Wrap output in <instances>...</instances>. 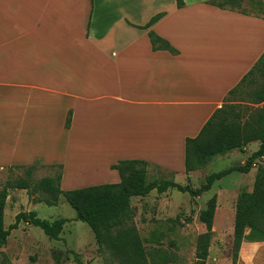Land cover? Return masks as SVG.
I'll list each match as a JSON object with an SVG mask.
<instances>
[{"label":"crops","instance_id":"obj_1","mask_svg":"<svg viewBox=\"0 0 264 264\" xmlns=\"http://www.w3.org/2000/svg\"><path fill=\"white\" fill-rule=\"evenodd\" d=\"M181 1L158 0L153 8L147 0H0V168L61 165L64 191L98 184L103 174L101 182L118 183L110 166L119 160L192 179L197 171L184 172L185 140L198 135L264 52V15L214 0ZM156 14L162 16L148 30L176 55L153 51L148 30L137 28ZM259 144L219 157L242 163ZM72 146L73 156L90 159L80 180L73 179L82 174L68 176ZM220 180L210 188L217 200L228 191ZM241 186L228 194L237 198ZM205 193L193 198L203 200L200 211ZM135 198L145 197L130 203Z\"/></svg>","mask_w":264,"mask_h":264},{"label":"trees","instance_id":"obj_2","mask_svg":"<svg viewBox=\"0 0 264 264\" xmlns=\"http://www.w3.org/2000/svg\"><path fill=\"white\" fill-rule=\"evenodd\" d=\"M245 0H214L211 2L219 8L248 13L243 7ZM256 15H264L261 0H255ZM178 7L182 1L177 0ZM162 14L153 16L144 26H137L148 30ZM153 51L164 50L173 55L177 51L163 38L152 30L147 32ZM256 87L252 93L254 104H261L247 118L239 106L229 103L231 96L243 87ZM71 113H68L65 127L70 125ZM252 141H259V148L253 152L240 166L230 167L218 173L205 177L198 188L189 184L181 185L173 180L162 182L148 181V163L143 160H119L110 166L118 173L120 181L115 184L93 185L79 189L64 191L60 188L61 165L49 166L57 168L55 176L32 180L31 174L38 166H14L24 169L25 177L8 183L0 191V245H5L11 230L16 229L20 222L42 230L45 236L52 240H59L63 226L67 222L64 218L47 221L38 218L34 211L20 212L15 216V222L7 229L4 226V209L9 189H22L33 198L36 203L47 206H57L63 198L75 211V220L87 224L92 230L98 249H106L117 264H170L173 256L159 248H147L146 244L155 240L143 239L132 218L130 200L134 197H146L153 190L158 194L174 189L187 193L191 198L198 197L210 190L212 185L232 172L246 174L255 164L256 173L251 191H240L235 202V214L232 234V264L237 263L238 252L243 243L264 242V165L256 163L264 157V52L250 71L242 78L239 84L228 92L223 105L216 109L194 138L185 140L184 172L189 174L207 166L214 157L224 156L234 150L242 151ZM216 210V196L211 197L199 213V222L204 225L205 231L196 237L195 263L205 264L208 258L212 225ZM74 262L82 264L75 252H71Z\"/></svg>","mask_w":264,"mask_h":264},{"label":"rangeland","instance_id":"obj_3","mask_svg":"<svg viewBox=\"0 0 264 264\" xmlns=\"http://www.w3.org/2000/svg\"><path fill=\"white\" fill-rule=\"evenodd\" d=\"M147 1L153 8L158 6V0ZM244 8L250 13L256 14L258 12L255 0H246ZM255 88L254 86L243 87L229 99V103L239 106L243 113V119L257 109L252 101L254 99L252 93ZM73 148L72 146L70 149L69 156L72 165L68 169V176L76 173L82 174L73 179L80 180L79 178H82L85 172L90 171L88 165L84 167L82 165L88 164L85 160L90 159L83 160L82 155L73 156ZM74 159H79V168L76 167ZM97 159L103 161V159ZM243 163L236 156L214 157L211 163L197 170L192 179L183 178L181 175L174 176L173 173L149 165L147 167V179L156 182L174 180L176 183L189 184L192 188H198L206 176L230 167L240 166ZM24 172V169L14 167L0 168V191L11 181L25 177ZM57 172V168H51L49 165H38V169L31 174V178L37 181L45 177L55 176ZM253 176H255L254 170L244 175L232 172L218 183L228 191L237 188L239 184L242 185L239 191H251L253 184L250 179H253ZM98 178L95 180V183L98 184L95 185L106 184V182L101 181L108 177L103 174ZM69 180L67 179L68 184L70 183ZM74 182L76 184V181ZM215 187L203 195L205 204L208 198L213 195ZM228 191L221 194L219 200L216 198L217 217H214V229H212L213 234L205 264H232L233 212L235 213L236 198L233 197L234 192V194H228ZM201 203H196L189 194L180 193L176 190L169 191L165 196L156 193L149 194L143 199H132L130 222L135 225L143 239L151 240V235L158 233L155 235V239L159 240V244L155 240H151L146 246L149 249L152 247L159 248L173 256V262L170 264H194L196 237L205 231L203 224L198 220ZM29 211H34L38 218L47 221H54L59 218L66 219L67 222L63 226L59 240H52L45 236L41 229L20 222L16 229L11 230L6 244L0 245V264H76L71 252L76 253L82 264H117L106 249H98L90 227L75 220V211L63 198L60 199L57 206H47L43 203H36L26 190L9 189L4 209L5 228L7 229L15 222V216L18 213ZM157 218H162V220L159 221ZM236 264H264V242L241 245Z\"/></svg>","mask_w":264,"mask_h":264}]
</instances>
